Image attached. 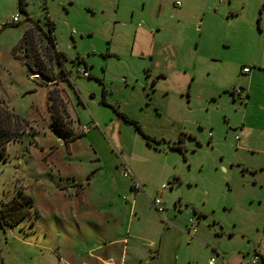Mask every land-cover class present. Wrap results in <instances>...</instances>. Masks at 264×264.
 Returning <instances> with one entry per match:
<instances>
[{
	"label": "rangeland",
	"instance_id": "rangeland-1",
	"mask_svg": "<svg viewBox=\"0 0 264 264\" xmlns=\"http://www.w3.org/2000/svg\"><path fill=\"white\" fill-rule=\"evenodd\" d=\"M258 16L264 0H0V97L26 121L0 155V264H264Z\"/></svg>",
	"mask_w": 264,
	"mask_h": 264
},
{
	"label": "trees",
	"instance_id": "trees-1",
	"mask_svg": "<svg viewBox=\"0 0 264 264\" xmlns=\"http://www.w3.org/2000/svg\"><path fill=\"white\" fill-rule=\"evenodd\" d=\"M20 2H22V0H20ZM47 28L48 29H46V32H44V36L47 41V44L52 49L53 53L56 55L57 58H60V59L64 58L65 53L59 50L58 48L57 50L55 49L56 41L53 35L54 24H49ZM27 32H28V29L26 30L22 38L23 43H25V39L27 38ZM27 49L29 48L26 46V50ZM27 55L25 56L26 57L25 64L28 66V68L31 69L33 72H36L37 70H39L41 74L46 75L44 71V66L41 64V66L37 68V65L36 64L34 65L32 62V59L27 57ZM66 76L68 79L69 73H67ZM39 78H40V75H39ZM49 98H51V96H49ZM102 101L103 102L105 101L104 97ZM117 114L125 121L130 122L138 127L137 122L133 120L132 118L128 117L126 114L118 112V111H117ZM60 117L61 116L59 115L57 107L53 105L52 112H51V119H52L53 127L56 130H58L60 133H64V134L71 133L69 129L65 128V126L61 123ZM25 127H26V121L21 116L14 113L0 97V155H4L7 144L15 140L19 133L24 132ZM31 208H32V203L28 202V200L25 198L22 199L20 203L17 200L11 201L10 203L6 205V208H5L6 210L5 216L7 219L10 220V222L8 223L11 225L18 223L21 219L25 217V215L27 214V212L30 211Z\"/></svg>",
	"mask_w": 264,
	"mask_h": 264
},
{
	"label": "built area",
	"instance_id": "built-area-1",
	"mask_svg": "<svg viewBox=\"0 0 264 264\" xmlns=\"http://www.w3.org/2000/svg\"><path fill=\"white\" fill-rule=\"evenodd\" d=\"M219 1L222 3V2H226L227 0H219ZM180 4H181L180 1H176V5L177 6H180ZM19 21L20 20H19L18 16H13L11 18L10 23L16 24ZM244 68H247L248 72L250 71V69L248 67H244ZM78 70H79L80 74L82 76H84V77H88L90 75V73L88 72V69H87L86 66L83 67L82 69H79V67H78ZM32 77L35 78V79H38L39 75L36 73V74H33ZM69 77H70V75H69ZM230 92L232 94L236 95V96H239V97H244L245 98L246 96H248V90L244 86H232L230 88ZM82 131H83V133L88 132L89 131V127L86 126V125H83L82 126ZM130 175H131L130 172H125V176L129 177ZM133 187L136 190H139L141 188V185L139 184V182L134 180ZM169 187H170V184H165V185L162 186V190H165V189H167ZM152 204L154 205L155 209L157 210V212L159 214H161L164 211V209H165V206H163L160 198H155L152 201ZM197 221H198V219H197ZM192 227L193 228H192L191 232L195 233L196 229H195V226H193V224H192ZM260 260H261L260 255L258 253H255L253 255L252 259H251L250 264H260ZM208 264H215L214 258L209 259Z\"/></svg>",
	"mask_w": 264,
	"mask_h": 264
},
{
	"label": "snow or ice",
	"instance_id": "snow-or-ice-1",
	"mask_svg": "<svg viewBox=\"0 0 264 264\" xmlns=\"http://www.w3.org/2000/svg\"><path fill=\"white\" fill-rule=\"evenodd\" d=\"M227 2H228L229 4H231L232 0H227ZM254 24H255V26H256V30H257L258 34L264 36V17L258 16V17L254 20ZM242 72H243L244 74H247L248 69L242 67Z\"/></svg>",
	"mask_w": 264,
	"mask_h": 264
},
{
	"label": "crops",
	"instance_id": "crops-1",
	"mask_svg": "<svg viewBox=\"0 0 264 264\" xmlns=\"http://www.w3.org/2000/svg\"><path fill=\"white\" fill-rule=\"evenodd\" d=\"M244 68V67H243ZM251 72V69H250V71L249 72H247V73H250ZM249 91H248V95H249ZM131 188H132V186H131ZM134 191H138V190H136L135 188H132ZM114 241H116V240H114ZM114 241H107L106 243L107 244H109V243H112V242H114ZM154 244H151V246H153ZM98 258V257H97ZM98 261V260H97ZM104 263L105 264H114V260L112 259V258H109V259H107V260H105L104 261ZM82 264H91V263H87V262H83Z\"/></svg>",
	"mask_w": 264,
	"mask_h": 264
},
{
	"label": "flooded vegetation",
	"instance_id": "flooded-vegetation-1",
	"mask_svg": "<svg viewBox=\"0 0 264 264\" xmlns=\"http://www.w3.org/2000/svg\"><path fill=\"white\" fill-rule=\"evenodd\" d=\"M232 95L236 97V95H234V94H232Z\"/></svg>",
	"mask_w": 264,
	"mask_h": 264
}]
</instances>
